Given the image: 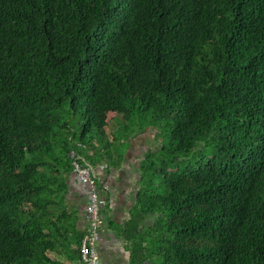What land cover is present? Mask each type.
Here are the masks:
<instances>
[{
  "label": "trees",
  "instance_id": "1",
  "mask_svg": "<svg viewBox=\"0 0 264 264\" xmlns=\"http://www.w3.org/2000/svg\"><path fill=\"white\" fill-rule=\"evenodd\" d=\"M147 114L150 264H264V0H0V264L78 254L74 154Z\"/></svg>",
  "mask_w": 264,
  "mask_h": 264
},
{
  "label": "crops",
  "instance_id": "2",
  "mask_svg": "<svg viewBox=\"0 0 264 264\" xmlns=\"http://www.w3.org/2000/svg\"><path fill=\"white\" fill-rule=\"evenodd\" d=\"M146 131L134 135L130 141L124 137L120 141V148H112L109 152L111 157L107 155L105 158L99 154L98 151L103 152L104 147L79 150V155L95 157L97 164L105 165L98 170L101 194L106 200L103 208L105 223L97 244L100 264H150L143 244L147 240L146 231L156 216L138 214L136 209L143 181L141 164L152 146ZM88 200V187L73 171L69 177L68 203L78 210L79 228L84 232L88 225ZM50 255L54 256L52 253ZM55 256L63 264H75L78 259L77 251H73V248L61 249Z\"/></svg>",
  "mask_w": 264,
  "mask_h": 264
},
{
  "label": "built area",
  "instance_id": "3",
  "mask_svg": "<svg viewBox=\"0 0 264 264\" xmlns=\"http://www.w3.org/2000/svg\"><path fill=\"white\" fill-rule=\"evenodd\" d=\"M72 165L79 180L89 189L88 225L79 244L78 259L75 264H100L97 244L105 223L103 208L106 200L101 194L98 170L105 165L94 164L78 154H74Z\"/></svg>",
  "mask_w": 264,
  "mask_h": 264
},
{
  "label": "rangeland",
  "instance_id": "4",
  "mask_svg": "<svg viewBox=\"0 0 264 264\" xmlns=\"http://www.w3.org/2000/svg\"><path fill=\"white\" fill-rule=\"evenodd\" d=\"M120 118H116L115 120L111 121L110 126L108 127L109 135L116 137V138H124L125 136H128L129 134H126L124 131V126L122 125V122L119 124ZM130 124L133 125L136 130H140L141 128L146 127V133H148L149 143L152 145L151 148L155 147V144H157L158 147H160V150L162 148V145H166L167 148L170 147V141H169V125L168 122L165 120L162 121H154L151 117V114H147L145 117H137L131 121H129ZM153 134V137L151 138V135ZM94 135L98 138L100 137L96 131H94ZM130 136V135H129ZM122 138V139H123ZM131 138V136H130ZM119 139L117 141H119ZM102 143L107 144V138H102ZM210 149L206 150L204 154H209ZM201 157V154H198L196 157H192L185 163L181 165V167H184L185 165L189 164H195L197 160ZM152 160H157L159 157L151 158ZM158 161V160H157Z\"/></svg>",
  "mask_w": 264,
  "mask_h": 264
}]
</instances>
